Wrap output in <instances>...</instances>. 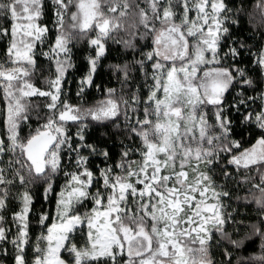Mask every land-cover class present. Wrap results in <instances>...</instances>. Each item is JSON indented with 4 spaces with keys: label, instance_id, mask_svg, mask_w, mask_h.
Masks as SVG:
<instances>
[{
    "label": "snow or ice",
    "instance_id": "6c2138e0",
    "mask_svg": "<svg viewBox=\"0 0 264 264\" xmlns=\"http://www.w3.org/2000/svg\"><path fill=\"white\" fill-rule=\"evenodd\" d=\"M253 9L247 0H0V264H264V0ZM245 20L256 51L251 36L234 35ZM110 43L133 55L109 66L120 89L71 103L76 52L87 48L83 101ZM133 72L146 95L133 90ZM92 128L111 131L96 140ZM112 135L122 139L110 163L100 141ZM232 181L251 185L258 223L226 210ZM36 188L56 200L33 242ZM257 240L259 255H237Z\"/></svg>",
    "mask_w": 264,
    "mask_h": 264
},
{
    "label": "trees",
    "instance_id": "16d2710c",
    "mask_svg": "<svg viewBox=\"0 0 264 264\" xmlns=\"http://www.w3.org/2000/svg\"><path fill=\"white\" fill-rule=\"evenodd\" d=\"M255 4V0H247V10L249 12L254 11L253 5ZM256 29L253 27L252 24L247 23V20L242 22L240 30L237 32L234 30V35L240 36L241 38L249 37L251 36V39L247 40L248 46L253 48V51H256L260 45V37L255 35ZM226 50V49H225ZM87 54V48L86 46L81 48L79 51L76 52V58H75V65L76 67L68 73V80L70 81V84L68 86V92H69V99L70 102L73 104H80L85 103L86 105H92L97 100L103 98V91L106 90L109 87H113L116 89H120V84L117 81L116 77L112 74L111 71H109V66L116 63H124L125 61H130L133 59V55L131 52H125L122 46L111 44L109 47V52L107 57L102 61L101 67L98 69L96 75H95V83L92 87L88 88L83 101H81L76 96L77 91V81L79 80L80 76L84 74V72L87 70V61L84 59L85 55ZM139 58L138 56L136 57ZM251 59L252 57L247 56L245 54V63L242 65V67H250L251 66ZM41 61L43 63H46V61H43V58H41ZM133 82H132V88L133 90L137 92H141L143 95L147 94V89L144 88L141 90L139 87L144 83L143 74L139 72H133ZM96 85L100 86V90L97 89ZM232 94H229L228 99L231 100ZM3 104H0V112L3 111ZM255 107V106H254ZM3 117L0 116V120H2ZM35 126V124L33 125ZM73 132H75V127L73 126L71 129ZM101 131H111V129H96L92 128L89 131L90 139H100V132ZM259 130H254L251 133H245V147H248L251 142H254V139L256 135H258ZM239 138V137H237ZM122 137L118 135H112L110 139H103L100 142L107 145L109 149L113 153V158L111 162H118V153L120 152V141ZM67 163V161H65ZM100 165L102 166L101 159L93 158L91 162V166ZM243 175V171H241V176L237 177V179H240ZM254 175V174H253ZM64 177L61 174L57 181L55 182V189L56 192L60 191V188L62 187L64 183ZM217 182L218 183H225L222 177L217 176ZM258 182V178H257ZM229 188L234 189L233 190V197L232 201L229 204V208L226 209L228 211H233V214H235V209H238L240 212V216L237 217V219L243 218L244 222L246 224H253L258 223L260 216H259V208L258 205L255 203H250L251 197L249 196V189L251 188V185L248 183L243 184L240 188H235V181H232L229 183ZM254 192L255 190L252 189ZM33 207H32V213H31V236L33 239V242H35V237L40 235V232L42 231L41 227L38 224V217L41 214V212L49 213L52 216L55 215V200L56 196L51 195L49 197V200L44 199L43 195V189L42 188H36L33 189ZM237 197H240L239 200H237ZM225 203H229L228 201H225ZM13 210H18V206L16 204L12 205ZM91 208V202H88L84 207H79L77 211L79 213H83ZM9 218L11 213L6 214ZM53 221L52 219H49L46 223L51 224ZM231 231V229H229ZM86 232V228L77 230L73 236L75 241L78 244H82L85 242V236L83 233ZM244 229H241V234H243ZM10 247V246H9ZM29 254L31 255V249H29ZM237 255H244V256H250V255H259V241L250 242L245 249L242 250V252L237 253ZM64 256L67 257V254L64 253ZM219 259V255L216 257ZM6 264H11L10 259H7Z\"/></svg>",
    "mask_w": 264,
    "mask_h": 264
},
{
    "label": "rangeland",
    "instance_id": "374dc122",
    "mask_svg": "<svg viewBox=\"0 0 264 264\" xmlns=\"http://www.w3.org/2000/svg\"><path fill=\"white\" fill-rule=\"evenodd\" d=\"M87 231V230H86ZM67 254V253H66Z\"/></svg>",
    "mask_w": 264,
    "mask_h": 264
}]
</instances>
